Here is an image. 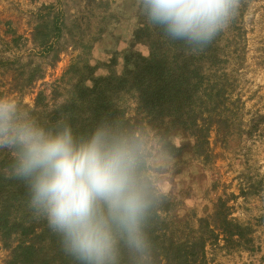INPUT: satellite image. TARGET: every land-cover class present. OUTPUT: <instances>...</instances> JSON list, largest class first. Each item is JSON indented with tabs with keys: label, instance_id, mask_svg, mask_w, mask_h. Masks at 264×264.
<instances>
[{
	"label": "rangeland",
	"instance_id": "1",
	"mask_svg": "<svg viewBox=\"0 0 264 264\" xmlns=\"http://www.w3.org/2000/svg\"><path fill=\"white\" fill-rule=\"evenodd\" d=\"M139 4L0 0L2 96L13 97L37 122L57 121L55 103L73 59L88 58L94 76H118L136 55L149 54ZM56 18L60 33L47 24ZM67 26L80 36L69 43ZM220 36V64L201 75L217 82L216 109L209 116L202 106L198 126L190 131L174 127L162 135H143L142 143L149 172L174 202L177 218L208 215L220 226L227 216L241 226L240 232L232 228L234 234L220 233L208 242L205 264L219 254L224 264H264V0L243 1ZM72 41L76 47L69 45ZM32 71L43 77L25 86ZM108 119L105 111L102 122ZM7 255L0 243V264Z\"/></svg>",
	"mask_w": 264,
	"mask_h": 264
},
{
	"label": "clouds",
	"instance_id": "2",
	"mask_svg": "<svg viewBox=\"0 0 264 264\" xmlns=\"http://www.w3.org/2000/svg\"><path fill=\"white\" fill-rule=\"evenodd\" d=\"M240 0H140L146 21L166 39L202 51L239 14ZM14 151L34 214L59 235L76 264H151L150 210L166 193L149 172L141 140L101 122L86 136L67 123L45 127L0 96V148Z\"/></svg>",
	"mask_w": 264,
	"mask_h": 264
},
{
	"label": "trees",
	"instance_id": "3",
	"mask_svg": "<svg viewBox=\"0 0 264 264\" xmlns=\"http://www.w3.org/2000/svg\"><path fill=\"white\" fill-rule=\"evenodd\" d=\"M48 23L60 33L62 23L57 18ZM143 31L149 54L136 55L118 76L111 72L94 76L88 58L73 59L66 70L70 76L63 77L61 99L55 103L58 120L38 123L45 127L67 123L76 136H86L107 111L106 123L141 141L143 135H162L174 127L190 131L198 126L202 106L209 115L220 96L217 82L201 75L220 64L221 33L205 49L194 52L182 42L166 39L147 21ZM76 36L67 26V43ZM69 45L76 47L75 41ZM85 69L88 73L82 72ZM42 77L43 73L30 72L25 86ZM14 156L12 149L0 148V243L8 250L2 264H76L65 253L59 235L30 208L26 184L11 175ZM173 204L165 195L150 210L146 230L153 246L151 264H205L211 239L220 233L234 234L232 228L240 232L241 226L227 216L220 226L210 223L208 215L194 220L177 218ZM121 264H132L126 249Z\"/></svg>",
	"mask_w": 264,
	"mask_h": 264
},
{
	"label": "crops",
	"instance_id": "4",
	"mask_svg": "<svg viewBox=\"0 0 264 264\" xmlns=\"http://www.w3.org/2000/svg\"><path fill=\"white\" fill-rule=\"evenodd\" d=\"M224 258L222 254L217 255L212 262H208L207 264H224Z\"/></svg>",
	"mask_w": 264,
	"mask_h": 264
}]
</instances>
